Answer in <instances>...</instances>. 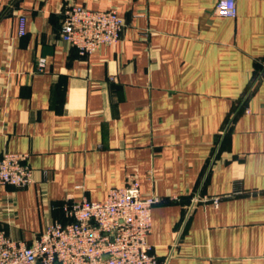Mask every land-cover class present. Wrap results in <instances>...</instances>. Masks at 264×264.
I'll return each mask as SVG.
<instances>
[{
	"label": "crops",
	"instance_id": "obj_1",
	"mask_svg": "<svg viewBox=\"0 0 264 264\" xmlns=\"http://www.w3.org/2000/svg\"><path fill=\"white\" fill-rule=\"evenodd\" d=\"M217 1L0 0V154L32 169L0 184V231L30 245L135 174L162 199L158 264H264V0H236L234 18ZM71 5L116 9V43L81 56L62 41Z\"/></svg>",
	"mask_w": 264,
	"mask_h": 264
},
{
	"label": "built area",
	"instance_id": "obj_2",
	"mask_svg": "<svg viewBox=\"0 0 264 264\" xmlns=\"http://www.w3.org/2000/svg\"><path fill=\"white\" fill-rule=\"evenodd\" d=\"M215 12L234 18L236 0H218ZM24 24L20 17V35ZM123 26L115 9L97 11L72 5L63 12L60 37L79 55L90 56L100 47L114 45ZM44 68L45 59L38 58L37 71ZM27 158L26 154L1 153L0 184L29 185L32 169ZM161 201L158 196L143 195L137 176L127 174L124 185L109 189L102 202L82 199L64 205L69 222L48 225L30 245L13 241L0 231V264H158L146 237L151 209Z\"/></svg>",
	"mask_w": 264,
	"mask_h": 264
},
{
	"label": "rangeland",
	"instance_id": "obj_3",
	"mask_svg": "<svg viewBox=\"0 0 264 264\" xmlns=\"http://www.w3.org/2000/svg\"><path fill=\"white\" fill-rule=\"evenodd\" d=\"M72 6V5H71ZM82 6V5H81ZM70 7V6H69ZM85 7V6H84ZM68 8V7H67ZM87 8V7H86ZM90 9V8H89ZM91 10H93V9H91ZM116 10V9H115ZM97 11H99V10H97ZM102 11H105V10H102ZM122 18V17H121ZM123 19V18H122ZM123 21H124V19H123ZM124 26H125V22H124ZM124 26H123V28H122V30L124 29ZM122 30H121V32H122ZM121 32H120V34H119V37H120V35H121ZM119 39V38H118Z\"/></svg>",
	"mask_w": 264,
	"mask_h": 264
}]
</instances>
